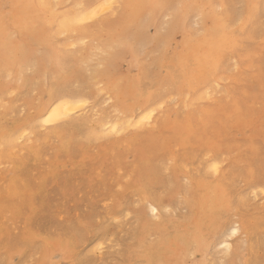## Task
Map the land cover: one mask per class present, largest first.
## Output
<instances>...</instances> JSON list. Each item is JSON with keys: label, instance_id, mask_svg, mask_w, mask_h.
Returning a JSON list of instances; mask_svg holds the SVG:
<instances>
[{"label": "rangeland", "instance_id": "1", "mask_svg": "<svg viewBox=\"0 0 264 264\" xmlns=\"http://www.w3.org/2000/svg\"><path fill=\"white\" fill-rule=\"evenodd\" d=\"M5 1L0 0L1 18L8 17ZM110 1L112 11L103 14L93 7L90 14L95 17L73 24L69 32L58 33L57 27L50 30L51 39L42 46L47 52L39 50L43 53L52 50L53 56L50 55L54 59L46 71L28 70L23 74L29 84L22 90L15 89L20 82H11L0 62V82L5 79V83L10 82L6 89H0V264H58L56 250L46 262L42 259L49 246L61 245L67 247L66 264H144L138 256L142 251L141 239L145 247L164 236L173 239L176 228L180 229L190 217L188 206L178 202L182 196L191 200V195L182 192L189 183L187 179L230 188L233 213L222 220V225L234 226L238 222L243 225L242 233L231 238L239 247L234 264H264V17L259 24V21L245 24V28L252 25L260 33L251 35L246 30L242 31L244 34H235L236 51L219 64L216 85H204L202 91L207 90L210 98L200 101L195 100L192 90L183 88L180 92L174 87L182 83L184 67L191 78L200 73L201 65L176 59V46L167 52H151L139 51L128 42V50L121 55L114 71H110L109 83L115 91L122 85L123 90L126 88L120 104L130 107L133 115L137 112L135 98L143 102L149 96L160 102L153 107L160 110L152 115L151 125H145L150 120L137 119L134 126H141L139 130L133 132L130 128L127 134L115 136L106 128L98 130L97 122H115L120 127L123 122L120 119L127 116L114 105L117 101L104 83L90 78L89 71L91 67L102 68L100 57L106 52L100 48L111 45L117 31L118 2ZM190 1L196 8L187 20L191 38L198 35V27L194 25L197 10L205 9L212 0ZM225 2L228 9L229 0ZM232 2L244 18L243 0ZM212 5L218 14L221 8L216 2ZM69 6L64 3L60 13ZM174 6L178 7L177 2ZM169 12L161 10L152 33L161 31L169 20ZM30 20L26 22L31 23ZM106 22L109 23L105 25ZM203 25L211 27L212 23L208 20ZM231 35L224 37V41ZM36 54L39 57L42 53ZM61 70H66L63 71L66 74ZM114 72L118 77H114ZM157 74L161 78L165 75L164 79L159 81ZM64 89L86 97V107L74 110L70 124L67 119L47 123L45 117L32 128L26 125L38 119L42 90L47 93ZM185 103H190L191 108ZM24 123L26 129L20 136L16 129ZM244 123L258 124V133L238 131L237 126ZM92 130L97 134H91ZM7 134H16L8 144L3 142V135ZM137 144L145 147L144 158L135 154ZM213 166L219 168L224 179L212 173ZM147 167L152 168V176L161 182L150 183V176L143 186L150 189L151 197L162 199L157 207L159 219L155 220L171 219L176 223L168 222L162 233L152 228L144 230L143 221L154 223V215L150 205L144 203L136 181ZM252 186L256 189L252 190ZM227 259L221 253L215 264H229Z\"/></svg>", "mask_w": 264, "mask_h": 264}, {"label": "bare ground", "instance_id": "2", "mask_svg": "<svg viewBox=\"0 0 264 264\" xmlns=\"http://www.w3.org/2000/svg\"><path fill=\"white\" fill-rule=\"evenodd\" d=\"M225 1L227 0H212V3L210 2L211 4L209 6H204L206 7L205 9H201L200 11L197 10L198 20L194 23V25L198 27L196 30L198 35L196 37L191 36V39L188 31L190 30V24L187 22V20L189 14L192 13L196 8L191 4L190 0H117L119 10V18L115 24L117 31L114 33L115 36L111 41L112 44L105 48H100L101 51L106 52L100 57V64L102 65V68L99 69L96 67H91V70L88 65L87 68L90 69H88L91 73L90 78L104 83L103 85L105 89H107V91L112 94L113 99L117 101L114 103V105L116 104V107H119L120 111L127 116L126 118L120 119V121L123 120L121 126L125 124L127 125L119 127V125L117 126L114 124L115 122L101 120L97 122L95 127L98 130L106 128L108 129L109 134H114L115 136L120 135L122 132H126L127 134V132L131 131L130 128H132L133 132H135L141 128L139 125L134 126L135 120L137 121V119H143L142 121L144 122L147 119L150 120V122H146L145 125H151L153 122L152 115L155 113L157 115V112L160 110L158 107L153 108L159 105L160 102L151 100L146 94L144 96L148 97L145 100L143 99V102L135 98L134 108L137 109V112L136 115H133L132 110L129 109L130 107L126 108L123 104H120L121 100H124L122 97L125 95L124 91L126 88L123 90L122 88L124 87L121 84L122 88L118 91L116 89L115 91V88L113 89L112 84L109 83L108 78L110 76V71H114V69L117 67L121 55L123 56L125 51L128 50V42L130 41L131 43L135 44V47L139 51L152 50L160 52L165 50V52H167L166 50H169L170 47L176 46V59L179 61L189 60L197 65H201L203 68L199 67L202 70L200 73L196 74L197 76H195L193 72L194 75H192L195 76V78L192 76L194 78L192 80V77L189 78L190 72H187L186 68L184 67L185 75L183 79H181L182 83L175 86L174 88L180 92L183 88L192 90L195 94L196 101L210 98L211 94L208 93L207 90H202H204L205 84L206 87L211 84V87L216 85V74L219 73V64H223L228 55L236 51L237 42L235 40V34L246 30L251 32V35L260 33V30L252 27V25L251 28H245V24L246 21L254 24L257 21L262 20L264 17V0H243L245 8L244 18L241 17L240 12L232 0H229L228 9L226 8L227 3ZM6 2L8 17H0V62H3V69H7L6 71H8L9 80L11 82H20V85L15 84V89L17 91L19 89L22 90L21 88H24L29 84V81L25 79L26 76L23 77V74L28 72V70L46 71L48 70L47 68L49 67V63H51V60L54 59L52 57L53 55L51 54L52 50L51 53H43L47 52V49L44 48L46 41L51 39H49L48 36L50 30H52L54 27H57L56 31L58 33H63V31H71L70 28L73 24H82V21H89L95 17V15L92 16L90 14V11H92L93 7L94 9L97 8L96 10L100 13H106L107 10L112 11V1L110 0H75L73 2L69 0H6L5 3ZM66 2L70 5L69 8L65 11L62 10L60 13L59 8L62 7V5ZM175 2H177L178 7L174 6ZM215 2L217 3V6L221 8V11L218 14L215 13L212 5ZM206 4L208 5L209 1ZM162 9L170 11L168 13L169 20L163 24L161 31H155L152 33L151 28L158 24V19L161 15L160 13ZM94 11L92 14L96 12ZM29 18H32V20H30L31 23H28L29 21L26 22V20ZM249 19H252L251 22ZM208 20L212 23L211 27H206L203 25V23ZM108 23L109 22H106L105 25ZM259 23L260 21L258 24ZM229 34L232 35L226 41H224V37ZM242 34L244 33L242 32ZM43 45L44 47H42ZM39 48H41L43 52L42 50H39ZM37 51L42 53L39 54V57H36ZM144 54L146 56V52ZM159 57L161 58V55ZM184 63L186 64V61ZM180 67L182 66L179 65V68ZM160 69H162L161 65ZM63 71L65 72L66 70H61L59 72ZM133 71L135 72V69ZM158 74V80H163L165 75H163L161 78L158 76ZM120 75L122 74H119V76ZM116 76L117 75L115 73L114 77ZM61 78L62 80L66 81L62 75ZM5 80L0 82V89H6V84H10L9 81L5 83ZM165 80H167V78ZM42 92H44V95L41 97L39 101L40 103L37 105L38 119L36 121L26 123V125L30 128H32V126H34L38 120L45 117L47 118L46 122L60 120L63 121V119H67L66 123L70 124V118L74 113V110L81 107L84 109L86 107V97L77 96L73 93V91L64 89L63 91H48L47 93L42 90ZM135 92H137V89ZM127 99L129 100L130 98ZM185 105L188 106V108H191L190 103H185ZM26 125L24 123V125L17 127L16 130L19 132L20 136L22 135L21 132L24 131ZM259 128L260 126L258 124L253 125L247 123L239 124L237 126L238 131L241 133L244 132L246 134L252 135L257 134V129ZM93 132L94 130H92L91 134H93ZM95 134H97L96 131L93 135ZM15 135H3V142L8 144L11 141H14ZM149 141L150 144H154L152 137H149ZM143 144L144 145L142 146H146L145 143ZM140 145L137 144L135 146L134 152L136 155H142V158H144L145 147ZM212 173L215 175L218 174V177H222L217 166L212 167ZM152 175H154L152 168L147 167L144 169V171L138 175L136 186L137 188L141 189L140 192L143 197V201L146 205H150V211L154 215V223H145L146 220L143 221L144 230L145 228H152L157 230L156 232L162 233L165 231L166 224L168 222H171L172 224L176 223H174V221L171 219L155 220L159 219L157 207H159L158 205H161L162 199H159L155 195L154 197H151L150 189L146 190L143 187L144 185H147L146 181ZM222 178L224 179V177ZM187 181H189V183L185 186L182 192L188 197L191 195V200L184 198L181 195L182 199L178 202L188 206L191 213L190 217L184 222V224H182V227L176 225L180 227V229L176 228L177 235L173 239H169L164 236L163 239H160V241H157L156 243L150 244L146 247L142 243L143 239H141L140 247L142 248V251L140 250L141 252H139L140 254H138V256L143 259L144 264H215L219 255L222 253L228 257L227 260L229 264H234L235 260L238 258L237 252L239 247L235 243H232L231 238L236 233H242L243 225L239 222V224L237 223L234 226L222 225V220L229 217L233 213V207L230 200V188H224L217 183L208 184L203 182V180L193 181L192 179H187ZM150 183L161 184V182L154 178V176L150 178ZM251 189L255 190L256 186H252ZM200 190H203L204 194H200ZM152 209L156 210L155 213H153ZM170 215V211L168 210L167 217ZM144 230L143 234L145 233ZM14 247L15 245L12 244L11 248ZM53 248L54 247L49 246L46 249L43 254L44 256L42 261L46 262L48 260L49 254L56 250L60 259L58 264H66L64 263V259L67 247L61 245L60 248ZM14 250L12 252H14Z\"/></svg>", "mask_w": 264, "mask_h": 264}, {"label": "snow or ice", "instance_id": "3", "mask_svg": "<svg viewBox=\"0 0 264 264\" xmlns=\"http://www.w3.org/2000/svg\"><path fill=\"white\" fill-rule=\"evenodd\" d=\"M152 211H153V213H155L156 210L155 209H152Z\"/></svg>", "mask_w": 264, "mask_h": 264}]
</instances>
